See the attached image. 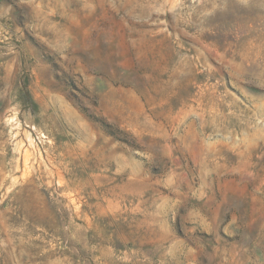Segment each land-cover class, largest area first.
Segmentation results:
<instances>
[{
    "label": "rangeland",
    "instance_id": "374dc122",
    "mask_svg": "<svg viewBox=\"0 0 264 264\" xmlns=\"http://www.w3.org/2000/svg\"><path fill=\"white\" fill-rule=\"evenodd\" d=\"M0 264H264V0H0Z\"/></svg>",
    "mask_w": 264,
    "mask_h": 264
}]
</instances>
